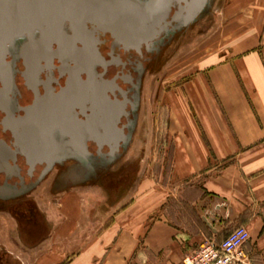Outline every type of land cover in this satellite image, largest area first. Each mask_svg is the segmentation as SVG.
I'll return each mask as SVG.
<instances>
[{"label": "crops", "instance_id": "1", "mask_svg": "<svg viewBox=\"0 0 264 264\" xmlns=\"http://www.w3.org/2000/svg\"><path fill=\"white\" fill-rule=\"evenodd\" d=\"M198 68L186 85L188 107L173 99L171 183L144 177L122 198L109 199L111 207L102 211L99 196L89 200L83 190L71 193L67 182L59 185L57 209L40 211L48 228L36 245L43 250L31 264L178 262L205 239L219 240L239 225L249 234L244 250L250 263L259 264L264 253V24H246L241 32L221 37L219 48ZM54 164H37L36 179ZM1 184L2 189L9 185Z\"/></svg>", "mask_w": 264, "mask_h": 264}, {"label": "rangeland", "instance_id": "2", "mask_svg": "<svg viewBox=\"0 0 264 264\" xmlns=\"http://www.w3.org/2000/svg\"><path fill=\"white\" fill-rule=\"evenodd\" d=\"M80 1L102 12H113L129 10L121 6L126 1L143 6L151 0H106L114 5L104 0ZM259 7L263 9L260 12ZM145 10L142 7L138 12L143 15ZM260 13L264 14V0H203L189 19L155 40L144 59L134 128L115 161L102 164L90 155L68 153L62 159L55 157L54 169L30 184L25 194L11 184L5 189L0 184V264H31L42 252L43 248L36 245L43 240L48 225L40 211L57 209L54 198L65 182L68 192L83 190L89 200L99 196L103 201L98 204L100 210L111 207L109 199L114 195L117 200L122 198L144 177L170 184L171 114L176 112L173 99L187 108L190 101L186 85L201 59L219 48L221 37L241 32L246 24H264ZM258 260L264 264V253Z\"/></svg>", "mask_w": 264, "mask_h": 264}, {"label": "water", "instance_id": "3", "mask_svg": "<svg viewBox=\"0 0 264 264\" xmlns=\"http://www.w3.org/2000/svg\"><path fill=\"white\" fill-rule=\"evenodd\" d=\"M104 1L109 5H114ZM202 1L151 0L143 6L126 1L121 6L124 5L129 10L119 9L107 13L98 11L80 0H0V37H3L0 42V102L7 104L12 87L10 62L5 60L6 44L12 37L30 38L21 54L25 68L22 75L27 83L33 81L36 73L42 68V60L47 64L52 62L49 53H64L71 57L72 63L61 66L69 73L64 89L68 93L64 98H67V101L70 100L69 110L70 103L76 100L74 94L72 98L69 93L84 83L79 76L80 71L90 67L92 62L98 58L96 44L99 34H109L125 48L138 49L141 44H148L172 23L178 26L189 19L200 7ZM142 7L146 9L144 16L137 14ZM31 37L39 38L32 40ZM43 43H45L44 49L39 50ZM52 43L57 44L55 51L51 50ZM78 43H81V46H78ZM45 99L36 96L34 103L25 107L24 114L17 117H14L7 109H3L6 113L4 121L9 123L7 129L14 135L17 134L24 149L20 154L25 157L30 174L37 164H48L57 156L62 159L67 155L55 154L52 151H37L32 146L34 136L50 132V124L54 122L55 116L57 119H54V123L70 127L68 133L72 140L78 143L81 154L88 155L85 152L86 136L78 133L81 127L77 120L70 115L68 110L61 112L60 115L58 113V116L50 111L45 114L41 111L44 101L47 100ZM32 119L36 121V125L29 130L27 126ZM0 156H2L0 172L7 174L11 171H18V166L15 164L16 152L1 140ZM9 159L14 164L9 162Z\"/></svg>", "mask_w": 264, "mask_h": 264}, {"label": "flooded vegetation", "instance_id": "4", "mask_svg": "<svg viewBox=\"0 0 264 264\" xmlns=\"http://www.w3.org/2000/svg\"><path fill=\"white\" fill-rule=\"evenodd\" d=\"M177 27V24L172 23L148 44H141L138 49L123 47L109 34L97 36L98 58L92 62L90 67L80 71L79 76L84 83L69 93V95L74 94L76 98L70 103L69 111L81 127H78V133L86 136L85 152L93 156L98 163L115 161V157L124 147L128 133L134 128L137 118L135 112L139 107L144 59L156 39L166 37L167 31ZM31 38L36 40L39 37ZM29 41L30 38L26 36L12 37L6 44L5 60L10 62L12 87L7 104L0 102V140L16 152L15 164L18 166L17 172L11 171L7 174L0 172V184L7 180L8 184H15L23 193L29 190L28 186L37 177L35 171L28 173L25 157L20 154L24 149L17 134L15 136L7 129L9 123L4 121L6 113L3 109H7L14 117L23 115L24 108L32 105L38 96L44 99L47 97L41 111L45 113L50 111L53 115L58 113L60 115L61 112L67 110L68 99L64 96L68 93L64 89L69 77V73L61 66L72 63L71 57L67 54L49 53L52 62L47 64L42 60V68L36 73L34 80L27 83L22 75L25 68L21 54L24 45ZM77 45L81 46V43ZM50 47L55 51L57 44L52 43ZM54 119H57L56 116ZM54 122L50 124L49 133L34 136L32 146L41 152L52 151L62 155L81 154L78 143L74 142L68 133L70 127ZM9 162L14 164L10 159ZM45 164H41V167Z\"/></svg>", "mask_w": 264, "mask_h": 264}, {"label": "built area", "instance_id": "5", "mask_svg": "<svg viewBox=\"0 0 264 264\" xmlns=\"http://www.w3.org/2000/svg\"><path fill=\"white\" fill-rule=\"evenodd\" d=\"M248 239L247 229L239 225L219 240L205 239L180 261L167 264H251L244 250Z\"/></svg>", "mask_w": 264, "mask_h": 264}, {"label": "bare ground", "instance_id": "6", "mask_svg": "<svg viewBox=\"0 0 264 264\" xmlns=\"http://www.w3.org/2000/svg\"><path fill=\"white\" fill-rule=\"evenodd\" d=\"M95 9V8H94ZM129 9V8H128ZM96 10H98L99 11V9L98 8H96ZM114 11H116L117 9H113ZM123 10V9H122ZM107 13H111L110 11L109 12H107ZM137 13L139 14V15H141L138 11H137ZM146 14V10H145V12H144V14L143 15H141V16H144ZM46 38H48V37H46ZM3 39V37H0V42H1V40ZM44 44L45 43H43L42 45H40V49L39 50H42V49H44ZM38 50V51H39ZM70 97H72V95H70ZM68 103H67V110H68V106H69V102H70V100L69 101H67ZM69 111V110H68ZM49 112V111H48ZM46 114V113H45ZM36 125V121L35 120H30L29 121V124H28V126H27V128L29 129V130H31L32 128H34V126Z\"/></svg>", "mask_w": 264, "mask_h": 264}, {"label": "trees", "instance_id": "7", "mask_svg": "<svg viewBox=\"0 0 264 264\" xmlns=\"http://www.w3.org/2000/svg\"><path fill=\"white\" fill-rule=\"evenodd\" d=\"M59 264H64V262H62V263H59Z\"/></svg>", "mask_w": 264, "mask_h": 264}]
</instances>
